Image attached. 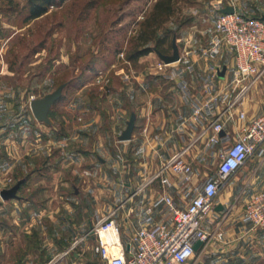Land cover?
Here are the masks:
<instances>
[{
    "label": "crops",
    "instance_id": "crops-1",
    "mask_svg": "<svg viewBox=\"0 0 264 264\" xmlns=\"http://www.w3.org/2000/svg\"><path fill=\"white\" fill-rule=\"evenodd\" d=\"M255 5L252 6L254 13L258 9L257 4ZM257 14L264 16V11ZM184 58L180 63H193L196 66L195 73L188 75L191 95L203 100L206 96L198 77L204 73L205 61L198 54ZM220 62L224 63L225 71L223 76L219 77L221 80L216 82L215 93L228 90L226 81L231 78L233 71V64L228 56L223 54ZM5 70L9 72L7 67ZM262 77V81H256L251 91L246 94L247 101L242 100L233 106L229 112L230 118L227 114L223 116L224 129L227 132L237 131V111H244L249 119L257 116L254 106L258 105L260 108L264 104V89H261V86L264 87V74ZM136 78L142 80L141 77ZM171 86L172 101L150 100L143 108L142 113L145 114L136 134H130L128 140H121V135L119 136L118 141H128L123 142L120 147V159L110 158L113 152L110 144L107 145L109 135L101 129L103 121L100 113L93 115L85 124L93 126V132L88 135L98 140L97 146L102 147L100 153L109 157L102 158L99 150L93 151L94 154L78 149L71 151L70 164L79 165V169H71L73 179L86 182L83 190L93 188L91 190L96 194L92 196L94 201H91V208L88 205L91 199L88 192L86 197H80L85 204L83 208H78L77 220L70 217L69 222H66L63 203L64 199L69 197L68 194L64 196L62 191L63 186L69 184L63 175L65 162L69 161V157L64 154L66 149L61 145L49 147L47 135L36 131L30 133L34 142L32 146H20L16 139L23 138L24 142L29 136L22 135L24 131L19 132L20 136L15 134L11 129H6L9 127L7 124L13 118L17 122L29 124L38 120L31 110L24 109V100L18 98L21 96L20 91L16 93L0 84V192L6 190V185L9 189L19 184L14 197L6 198L8 201H0V260L6 258L7 264H95L94 259L85 255L88 246L84 242L92 239L96 243L94 237L88 235L90 225L108 211L116 210L114 220L120 229L121 241L127 244L140 227L141 220L147 216V208H151L152 222L149 227H155L164 221L165 218L160 213L163 196L169 195L181 207L185 205L175 186V176L172 173L163 172V176L168 178L166 184H161L159 179H151L163 161L191 142L200 129L191 118L189 103L182 99L175 83L171 82ZM249 101L256 102V105ZM115 106L120 111L116 114V123L120 121L119 116L124 117L127 109L122 104ZM84 110L85 107L79 104L78 112L83 114ZM179 116L183 117V121H176ZM200 144L201 141L191 148L188 154L195 171L194 183L215 171L197 162ZM134 154L136 158L129 162L128 155ZM94 155L99 161L98 165L90 163L91 156ZM123 156L126 159L123 160ZM111 167L119 168V177L113 178ZM94 172L99 175H94ZM263 177L264 151L259 150L252 159L223 182L221 192L214 198L212 208L202 223L203 229L210 233L211 237L183 264H264V230L252 228L244 213L248 198L261 188ZM247 188L250 189L247 191ZM58 203L61 205H57ZM66 207L68 211L73 210V207ZM3 208H7L6 214L3 213ZM5 216L8 230L2 227V219ZM83 221L86 229L78 230ZM217 231L222 232L221 238L216 237ZM83 236L71 253L60 257L73 240ZM96 252L102 264L97 245ZM69 256H72V259Z\"/></svg>",
    "mask_w": 264,
    "mask_h": 264
},
{
    "label": "rangeland",
    "instance_id": "rangeland-1",
    "mask_svg": "<svg viewBox=\"0 0 264 264\" xmlns=\"http://www.w3.org/2000/svg\"><path fill=\"white\" fill-rule=\"evenodd\" d=\"M156 1L64 0L50 5L47 12L37 19L25 21V0H0L1 86L16 93L20 91L21 96L18 98L24 100L26 110H31V100L60 89L57 99L49 108L46 121H33L29 124L17 122L13 118L6 129H11L17 135L24 131L22 135L29 136L24 142L23 138L16 139L20 146H32L34 142L31 134L36 131L47 135L49 147L61 145L66 149L64 154L69 157V161L65 162L63 175L69 184L64 185L62 190L64 196L68 194L69 197L63 203L66 222H69L70 217L77 220L79 214L76 212L85 204L80 197L88 192L91 198L88 205L91 208L94 201L92 196L96 194L91 190L93 188L83 190L86 182L73 179L72 170L79 165L70 164L71 151L99 150L102 158L109 157L100 153L102 147L97 146L98 140L88 135L93 132V126L85 125L89 119L100 113L103 121L101 129L109 135L107 145L110 144L113 152L110 158L120 159V147L128 141L120 142L118 139L130 119H133L135 127L131 132L133 135L142 125L145 114L142 113L143 108L150 100H173L171 82L162 80L156 74V62L161 52L155 50L153 42H150L152 51L148 54L136 61L126 59V53L137 46L141 23ZM218 1L228 0L174 1L171 15L156 35L164 39L162 47L166 49V55H172L175 45L182 58L194 57L201 47L208 45L214 17L210 9ZM244 1L250 8L257 4L256 14L264 11L263 0H250L252 4L248 0ZM261 89L264 87L261 86ZM243 100L247 101V97ZM249 102L256 105L254 101ZM79 104L85 107L83 114L78 112ZM116 104L124 105L127 112L124 117L119 116L120 121L115 123L116 114L120 112L115 108ZM254 109L257 115L262 114L264 104L260 108L254 106ZM91 157L90 163L98 165L96 156ZM133 158H136L135 154L128 155L129 162ZM122 159H126L125 156ZM208 167L214 170L213 166ZM119 171V168L112 169L113 178L119 177ZM94 175L99 174L94 172ZM1 200L3 198L0 196ZM66 206L73 207V210L68 211ZM3 209L6 214L7 208ZM92 219L96 220L94 217ZM2 225L4 230H8L6 216L2 219ZM85 229L83 221L78 230ZM84 244L88 246L85 255L94 259L95 264H100L96 243L87 239ZM69 257L72 259V256ZM7 261L6 258L1 259L0 264H7Z\"/></svg>",
    "mask_w": 264,
    "mask_h": 264
},
{
    "label": "built area",
    "instance_id": "built-area-1",
    "mask_svg": "<svg viewBox=\"0 0 264 264\" xmlns=\"http://www.w3.org/2000/svg\"><path fill=\"white\" fill-rule=\"evenodd\" d=\"M226 6H232L233 11L222 13L220 10ZM210 11L214 14L213 32L208 45L198 53L205 61L204 73L198 77L206 96L203 100L190 92L188 75L195 73L193 63L181 65L180 55L173 62L166 63L160 58L156 62L157 76L175 83L182 99L190 105L193 122L200 126L193 140L165 159L151 177L166 184L168 178L163 172L172 173L185 205L181 207L169 195L163 196L160 213L164 221L149 227L151 208H147V216L127 244L121 241L114 220L116 210L108 211L91 224L88 232L96 241L102 264H183L192 258L195 243L201 242L199 249L211 237L202 223L223 182L257 151H264V113L249 119L244 111H237L235 133L227 132L222 120L226 114L230 118L233 106L243 100L264 74V19L244 0L218 1ZM223 54L232 61V76L226 81L228 90L215 93L216 82L221 80L218 74L225 66L220 62ZM176 121H183V117ZM200 141L197 162L213 166L215 171L194 183L195 171L188 154ZM244 213L252 228L264 230V177L261 188L248 198ZM216 237L221 238L222 232L217 231ZM83 238L73 240L60 257L71 253Z\"/></svg>",
    "mask_w": 264,
    "mask_h": 264
},
{
    "label": "trees",
    "instance_id": "trees-1",
    "mask_svg": "<svg viewBox=\"0 0 264 264\" xmlns=\"http://www.w3.org/2000/svg\"><path fill=\"white\" fill-rule=\"evenodd\" d=\"M64 0H25L24 9L26 10L25 21L37 19L45 14L50 5ZM175 0H157L149 14L143 19L141 29L137 36V46L133 47L126 53L128 61H136L141 56L152 51L150 42H153L155 50L166 53V49L162 47L164 39L157 38V32L162 24L168 19L172 13V5Z\"/></svg>",
    "mask_w": 264,
    "mask_h": 264
},
{
    "label": "water",
    "instance_id": "water-1",
    "mask_svg": "<svg viewBox=\"0 0 264 264\" xmlns=\"http://www.w3.org/2000/svg\"><path fill=\"white\" fill-rule=\"evenodd\" d=\"M220 11L222 13H231L233 11V8H232V6H226V7L222 8ZM261 18L264 19V16H262ZM159 58L162 59L166 63L173 62V61L177 60L178 59V51H177L176 46L175 45L173 46L172 55H166V54L160 53ZM224 71H225V68H223L219 72V74H218L219 77L223 76ZM59 91H60V89L57 88L56 90L45 95L42 98L33 99L30 101V103H29L30 109H31V112H32V114L36 120H38V121H46L47 120V114H48L49 108L54 103V101L57 99V97L59 95ZM133 125H134L133 119L131 118L129 123L127 124L126 129L123 131V133L120 136L121 140H128L130 138V134H131V131L133 129ZM18 187H19V184H16L9 189L2 190L0 192V196L3 199L14 197L15 192L17 191ZM200 244H201L200 241H197L195 243V245L193 247L195 251H197Z\"/></svg>",
    "mask_w": 264,
    "mask_h": 264
}]
</instances>
